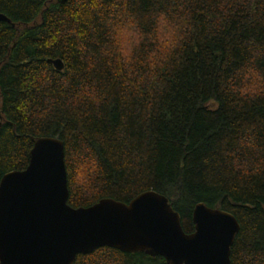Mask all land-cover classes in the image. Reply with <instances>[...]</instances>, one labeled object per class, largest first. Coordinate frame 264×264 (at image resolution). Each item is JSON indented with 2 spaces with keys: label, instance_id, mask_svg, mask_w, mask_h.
Segmentation results:
<instances>
[{
  "label": "trees",
  "instance_id": "1",
  "mask_svg": "<svg viewBox=\"0 0 264 264\" xmlns=\"http://www.w3.org/2000/svg\"><path fill=\"white\" fill-rule=\"evenodd\" d=\"M0 183L62 140L69 204L155 191L233 214L264 264V0H0ZM60 59L59 71L50 60ZM75 264H168L104 247Z\"/></svg>",
  "mask_w": 264,
  "mask_h": 264
},
{
  "label": "water",
  "instance_id": "2",
  "mask_svg": "<svg viewBox=\"0 0 264 264\" xmlns=\"http://www.w3.org/2000/svg\"><path fill=\"white\" fill-rule=\"evenodd\" d=\"M0 21L11 24L1 13ZM50 62L64 69L60 59ZM69 199L65 143L40 138L29 167L0 183V264H75L104 247L163 257L168 264H232L241 225L229 212L197 205L196 231L187 234L181 215L155 191L130 204L103 199L73 208Z\"/></svg>",
  "mask_w": 264,
  "mask_h": 264
}]
</instances>
